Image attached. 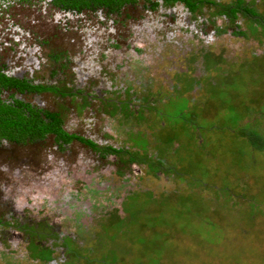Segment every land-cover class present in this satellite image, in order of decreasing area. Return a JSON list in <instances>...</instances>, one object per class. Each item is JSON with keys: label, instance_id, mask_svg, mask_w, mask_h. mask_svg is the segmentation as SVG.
<instances>
[{"label": "rangeland", "instance_id": "obj_1", "mask_svg": "<svg viewBox=\"0 0 264 264\" xmlns=\"http://www.w3.org/2000/svg\"><path fill=\"white\" fill-rule=\"evenodd\" d=\"M154 1L59 20L39 0L0 3V65L48 87L69 58L59 87L84 80L24 95L77 135L65 149L0 143V264H264V150L241 132L264 143V0H242L252 18L236 0L170 18ZM27 47L40 66L22 64Z\"/></svg>", "mask_w": 264, "mask_h": 264}, {"label": "trees", "instance_id": "obj_2", "mask_svg": "<svg viewBox=\"0 0 264 264\" xmlns=\"http://www.w3.org/2000/svg\"><path fill=\"white\" fill-rule=\"evenodd\" d=\"M11 0H0V3H6L8 6L10 4ZM23 1V0H21ZM29 1V0H24ZM43 1H47V4H52L53 6H58L63 10H76V12L84 11H95V10H103L106 12V14L113 15V14H120L121 8L124 4L132 2L135 0H39V2L43 3ZM176 0H164L167 4H172ZM186 5V7L194 13L196 9L199 8V5L196 3L191 2L190 0H181ZM236 3L238 4L236 8H233V15H237V11L239 9L244 10L248 16L252 18V16H256L255 14V8L252 7L253 5L246 6L245 8L238 7L240 4H242V0H236ZM249 17V18H250ZM247 19V18H246ZM241 33V32H240ZM60 57L55 56V59L58 60ZM226 76V75H225ZM220 84V83H219ZM16 86L18 88L24 89V88H31V89H40L41 86L38 85H29L25 81L17 80L14 78L7 77L2 71L0 70V90L1 88L8 87V86ZM172 94V93H171ZM29 107V106H28ZM27 110H23L22 108H16L15 106L9 105L6 102H4L0 98V138H5L7 140H37V139H43L47 134H55L57 139L62 138L65 142H68V140H72L74 138V135H69L66 133V131L62 128V122L55 113H51L46 111L45 117H41L38 114V111L35 109L29 108ZM228 121H231L235 118L230 113L229 114ZM245 128V129H243ZM243 128H241V132L246 136V140H248V144H252L253 146H250L251 151H254V148L258 146V150H264V143H261L258 141V139L253 136V130L248 131L250 129L249 125H245ZM264 140V137H261ZM198 141V140H197ZM196 141V142H197ZM238 141V140H237ZM204 140H201V147L205 145L203 144ZM199 143V142H198ZM254 147V148H253ZM185 177V176H184ZM181 178L180 180L185 182L186 178ZM237 182H239V179H237ZM196 184V182H193V185ZM206 183L203 185L206 187V189H211V186H205ZM226 187L230 188L229 185L224 184L223 187L215 189V192L221 194H228L231 199L233 200V205L236 206V204L239 202V200L243 199L242 192H238L235 189L234 192H226ZM240 190V189H239ZM241 191V190H240ZM206 219V218H205ZM205 222H208L207 220H204ZM68 252V251H67Z\"/></svg>", "mask_w": 264, "mask_h": 264}, {"label": "flooded vegetation", "instance_id": "obj_3", "mask_svg": "<svg viewBox=\"0 0 264 264\" xmlns=\"http://www.w3.org/2000/svg\"><path fill=\"white\" fill-rule=\"evenodd\" d=\"M12 1V0H11ZM49 1V0H48ZM134 2V1H133ZM160 3L161 4V6L163 7V8H165V15L167 16V18H170V17H172L173 15H175V13H177V16H180V14H183V13H185V12H187L186 14H191L192 13V11H190L188 8L186 9V8H184V9H182V10H180V9H178V10H176L175 8H176V5L175 4H177V3H179V2H181L182 4H184L183 3V1H181V0H176V1H174L172 4H167V3H165L164 2V0H155L154 1V3L156 4V3ZM48 2L47 1H43V6H44V8H46V9H48L50 12H52V10H53V12L55 13V15H54V18L55 19H58L59 20V18H61V17H67V16H83L84 14H86V11H84V10H82L81 12H76V10H63V9H61L60 7H58V6H53L52 4H47ZM130 3V2H129ZM128 3H126V4H124L123 6H122V8H121V10L123 9V7L125 6V5H127ZM167 6V7H166ZM174 6V7H173ZM185 9H186V11H185ZM196 10H198V9H196ZM103 11V10H102ZM194 12H198V11H194ZM186 14H184L183 16H186ZM114 15H108V14H106V12L105 11H103L102 12V15L100 16V18H108V17H113ZM162 17H165V16H162ZM171 27H173V28H178V26L177 25H170ZM214 32V31H213ZM88 38V37H87ZM88 40H89V38L87 39V41L86 42H88ZM23 44H24V48H26V46H27V42L25 41V42H23ZM85 44V43H84ZM87 44V43H86ZM142 49H145L144 47H142ZM84 50V48L82 49V51ZM31 53H32V51L30 50V48L29 47H27V49H25V51H24V53H23V55H24V60H23V63L22 64H25V65H27L28 67H31V65H32V68H35V67H38V66H40L41 64H42V62H41V59L40 58H36L35 56H33V55H31ZM66 52H64V54H65ZM21 54H18V57L20 56ZM23 55H22V57H23ZM18 57H17V60H18ZM59 60V59H58ZM58 60L56 61V63L58 62ZM72 61H74V62H72ZM15 63V61H10V62H8V63ZM72 63H74V64H77V65H79L74 59L73 60H71V59H67V58H65L64 59V61L62 62V64H59L58 65V69H57V73L54 71V72H51L50 71V76L49 77H52L51 78V80L52 79H55V81L57 80V82L56 83H54L52 86H48V87H45V85H43L41 82H38L37 84H34V83H32L29 79H26V78H24V75L22 74V71L21 72H19V70L18 71H16V69H17V66H15L14 65V68H12L11 67V70H10V72L9 71H7V69L5 68V67H9V64H7V63H5V64H2V65H0V70L2 71V73H4L7 77H10V78H14V79H17V80H21V81H25L27 84H29V85H38V86H41V88L40 89H37V90H35V89H31V88H24V89H21L20 90V88H18V87H16V86H8V87H4V88H1V90H0V92H5L4 94L5 95H7L6 97H4L2 94H0V98L4 101V102H6L7 104H9V105H12V106H15L16 108H22L23 110H27V107H28V109L29 108H33V109H35L36 111H38V114H39V116H41V117H45V112L46 111H48V112H51V113H55L57 116H59V118H60V120H61V122H63V119H62V116L60 115V113L59 112H57V111H49V110H44L41 106H42V103L40 102H33V101H31V100H27L26 99V97L24 96L25 94H27L28 92H35V94L36 95H39L38 93H41V92H46V91H50V92H54V93H58L59 95H60V98H63L64 96H75V95H73L74 93H79L80 92V90L79 89H77V88H81L83 85H84V80L83 81H80V85L79 86H75L74 87V91H71V90H67L68 89V85H67V83L65 82V85H64V88L63 87H59V82H61L62 80H63V76H65V75H67V74H69V69H67L68 67H69V65L70 64H72ZM86 64H88V62L86 63ZM24 65V66H25ZM71 68V67H70ZM85 68H89V67H87V65H86V67ZM6 69V70H5ZM22 69V68H21ZM20 69V70H21ZM78 69H79V67H78ZM75 71V72H72V74L74 73V74H78V72H76V70H75V67H72V69H71V71ZM68 71V72H67ZM79 73H80V71H79ZM179 73V72H178ZM225 75H228V74H225ZM224 75V76H225ZM56 84H58V85H56ZM117 88V87H116ZM38 92V93H37ZM41 105V106H40ZM109 117H104L103 119L104 120H106L107 121V119H108ZM89 125V124H88ZM65 130V129H64ZM66 131V130H65ZM66 133H68L69 135H72V134H70L69 132H67L66 131ZM104 133V132H103ZM49 136V134H47L43 139H37V140H45L47 137ZM50 136H52L53 137V140H54V143H55V147L57 148V149H59V150H62V149H65V147H67V145H68V143L71 141V140H68V142H65L64 140H62V138H60V139H57L56 138V136H55V134H51ZM74 138H77V135H74ZM78 139V138H77ZM28 140V139H27ZM27 140H21V141H19V140H7V139H5V138H0V143L1 142H9V143H12V144H14V145H17V144H25V142H27ZM79 140H82V141H84V139L80 136V139ZM135 156H136V154H134ZM123 158L124 159H126L124 156L122 157V160H123ZM134 159L135 158H129L127 161H133L134 162ZM121 162H126V161H121ZM120 165V166H119ZM118 166V169H120V171H121V174H125V172H123V171H125L124 169H123V167H121L122 166V163L121 164H119ZM128 168V167H127ZM156 173H157V175L159 174V172H157V171H155ZM120 173H118V175H121ZM124 176H122V178H123ZM124 180V179H123ZM124 181H126V180H124ZM141 182L139 181L138 183H134L135 184V186L133 187H131L130 186V189L132 190V191H135V189H137V188H135V187H137V186H140L139 184H140ZM125 202H126V200H124ZM67 240H68V238H67ZM70 240V239H69ZM52 248H55L54 247V245L52 244ZM62 250H63V248H62ZM74 250H76V249H74ZM77 251V250H76ZM63 253L65 252V251H62ZM51 253H52V251H51ZM51 253H49V255L47 256V258L46 259H49L50 257V261H48L47 262V264L48 263H50V264H60V259H55V258H52L53 256H51ZM75 254V253H74ZM60 258H61V260L62 261H64V255L62 254V256H60ZM61 261V262H62Z\"/></svg>", "mask_w": 264, "mask_h": 264}]
</instances>
